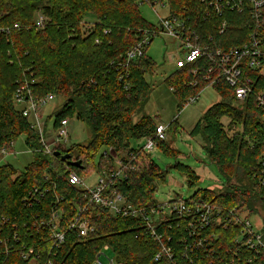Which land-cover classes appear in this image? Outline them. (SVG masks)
<instances>
[{"label": "trees", "instance_id": "trees-1", "mask_svg": "<svg viewBox=\"0 0 264 264\" xmlns=\"http://www.w3.org/2000/svg\"><path fill=\"white\" fill-rule=\"evenodd\" d=\"M144 1L16 0L9 13L0 15V149H10L18 136L26 134V143L34 154L23 172H17L10 162L0 163V264H25L22 254L29 246L39 250L44 259L49 258L51 264H93L106 244L125 264H264L263 253L255 252L251 262L245 250L238 249L237 255L231 242L234 232L218 225L213 227L222 237L215 241L208 227L203 229L197 221L191 227L185 219L173 216L157 227L159 237L155 239L141 218L112 214L91 201L87 189L68 180L70 170L81 176L94 169L112 172L117 169L115 157L127 162L140 157L141 168H123V174L113 178L111 190L116 189L136 207L150 209L158 205L154 198L156 182L165 178L166 172L150 153L141 155L139 148L130 145L132 138L155 135L159 123L149 115L133 121V114L150 92L145 74L155 68L147 54L154 36L143 54L132 60L127 57L156 28L139 10ZM147 1L167 3L170 14L192 20L202 36L207 32L205 27H210L215 44L228 46L238 41L233 31L219 35L212 27L215 20L208 24L203 21V5L198 0ZM10 3L2 0V11L7 9L2 5L9 7ZM37 13L46 18L42 25H38ZM89 13L96 19L86 32L83 22ZM242 23L236 22L235 28H242ZM209 66L210 61L201 58L178 67L166 78L180 98V109L190 96L209 85L205 79ZM195 69H199L197 74ZM217 80L212 87L221 100L203 113L190 133L202 136L209 159L227 182L225 188H202L192 197L216 207L240 205L252 212L264 206V114L254 97L237 101L224 78ZM25 84L36 97L48 93L67 96L54 113L55 127L64 118L88 124L91 139L66 149L81 166L40 150L39 133L15 101L18 88ZM263 84L264 80L259 86L256 83L255 89ZM177 130L173 120L168 131ZM157 145L178 157V151L165 139L158 140ZM102 150L96 162L94 158ZM106 150L108 156L104 154ZM173 166L186 175L190 187L200 180L191 166L180 161ZM237 168L244 171L247 184H230L229 176ZM55 213L65 233L60 245L50 239L48 222ZM76 217L86 219L94 230L81 236L69 225ZM164 246L170 247L174 257L166 256L157 262L155 256Z\"/></svg>", "mask_w": 264, "mask_h": 264}, {"label": "built area", "instance_id": "built-area-1", "mask_svg": "<svg viewBox=\"0 0 264 264\" xmlns=\"http://www.w3.org/2000/svg\"><path fill=\"white\" fill-rule=\"evenodd\" d=\"M198 1L203 5L201 10L203 21L208 24L209 21L215 20L216 26L212 27L217 30L219 35L233 31V35L238 36L237 42L228 46L215 44V35L210 27L205 25L207 32L205 36H202L192 20L169 13L165 18L160 17L159 24L156 25L154 31L149 32L134 50L127 53L128 59L132 60L137 55L143 54V49L150 43V38L155 37L160 32L165 33L177 42V52L173 56H175L179 67L194 64L201 58L208 59L210 66L205 75V79L209 82L207 86H212L218 81V77H222L233 88L237 101L244 102L254 97L257 107L264 114V84L259 90L255 89L256 83L259 86L264 80V0ZM157 4L164 5L165 3ZM40 18L45 20L43 15ZM239 20L243 22L242 28L237 29L235 25ZM87 22V20L83 22L86 32L94 25V21H91L92 24L89 25ZM198 71L199 69H195L194 73L197 74ZM201 92L190 96L184 103V107L195 102ZM55 97V93L36 97L29 84L19 87L15 94V101L18 105L27 103V105L19 106V108L23 115L29 119L31 127L39 133L42 144L40 150L50 154H54L56 148H61L62 153L68 152L66 149L69 146V124L72 119H62L60 124L55 127L54 132L56 133L53 140L49 142L46 138V133H48L46 124L42 121L41 115H38L41 106H35V104L37 101L41 104L45 103ZM168 127L169 124L158 123L155 135L148 136L146 143L139 148L141 155L152 151L157 146L158 140L166 139ZM4 149L6 148L1 150ZM104 154L109 155L107 150L104 151ZM139 161L140 157H133L128 162L121 157H115L117 169L112 172L106 169L100 171L96 177L97 181L92 186L87 185L86 179L74 170L68 172V180L73 185L87 189L91 201L108 209L112 214L141 218L155 239L159 237L157 236V227L174 216L176 220L185 219L191 227L196 221L203 229L208 227L215 241H219L222 235L215 231L214 225L223 229H232L234 235L231 236V242L235 247L236 254L238 255V249L245 250L247 252L246 258L250 262L253 261L255 252L264 254V230L255 227L251 220V214L246 207L237 205L221 208L204 199L198 200L190 196L187 198L177 197L164 203L158 202V205L146 209L134 206L116 189L111 190L113 178L121 176L123 168L132 167L134 170H139L141 168ZM59 218V214L55 213L48 222L50 239L56 245L62 244L65 239L64 230L58 223ZM69 225L70 228L78 229L81 236H85L94 230V227L86 219L79 217H76ZM27 248L22 254L25 264H51L49 258L44 259V255L35 247L29 246ZM110 250L108 244L104 245L93 264H125L115 256L109 257L107 252ZM213 250L216 252L215 248ZM103 255L109 259L108 263L103 261ZM166 256L173 258L174 254L170 247L164 246L155 256V260L160 262Z\"/></svg>", "mask_w": 264, "mask_h": 264}, {"label": "rangeland", "instance_id": "rangeland-1", "mask_svg": "<svg viewBox=\"0 0 264 264\" xmlns=\"http://www.w3.org/2000/svg\"><path fill=\"white\" fill-rule=\"evenodd\" d=\"M1 1L2 0H0V15L9 13L13 9V4H17L15 2L16 0H5V2L10 1L11 3L9 7L3 4L2 6L7 9L6 11H2L3 7L1 8ZM25 4L26 2L23 5ZM139 10L148 22L156 26L159 24L160 17L165 18L169 14L170 8L167 3L164 5L157 3L151 4L146 0L141 2ZM37 16L38 25H42L43 20L40 18L42 14L37 13ZM95 19L96 17L93 13L87 14L84 18V20L88 21L87 25L92 24L90 22L95 21ZM176 52L177 42L174 38L162 32L154 37L149 48H147V54L154 61L155 68L153 70L150 69V71L145 74V78L150 85V92L141 106L133 114L134 122H137L144 115H149L152 116L155 121L167 125L175 120L178 126L176 132L167 130L165 139L171 147L178 151V157L165 153L158 145L149 152L152 159L166 172L165 178L159 180L158 183L156 182L157 189L154 192V198L160 203L171 201L177 197H190L202 188L222 189L225 188L227 182L224 174L219 170L217 165L209 159L202 142V136L199 134L193 136L190 133L203 113L211 105L220 101L221 97L214 87L207 86L202 90L195 102L187 104L184 108L180 109V98L166 82V78L179 67L176 58H174L175 56H173ZM66 100L67 96L65 94L58 93L54 99L47 100L42 104L37 101L35 104V106H41L38 110V115H41L42 121L46 124V131L48 132L46 133V138L49 142L53 140L56 133L54 132V113ZM25 105H27V103L17 104L18 107ZM69 128L68 145L85 144L92 137L88 124L81 120L73 118L70 120ZM26 138V134H21L12 143L10 149L6 148L1 150V148L0 163L10 162L17 168V172H23L34 158L32 149L26 143ZM146 141L147 137L132 138L130 145L132 148H140ZM102 152L103 150L95 156L94 160L96 162L99 161ZM177 161L185 163L197 171L200 180L196 185L190 187L186 175L173 166ZM99 172L97 169H94L90 173L86 172L84 176L82 175L86 179L87 185H94L97 181L96 177ZM229 180L230 184L235 186L248 183L244 171L240 172L239 168L231 172ZM248 212L251 214V220L255 227L263 230L264 206L259 205L258 208L252 210V212L250 210ZM107 253L109 257H114L111 250ZM102 259L105 263L109 261L105 255H103Z\"/></svg>", "mask_w": 264, "mask_h": 264}, {"label": "water", "instance_id": "water-1", "mask_svg": "<svg viewBox=\"0 0 264 264\" xmlns=\"http://www.w3.org/2000/svg\"><path fill=\"white\" fill-rule=\"evenodd\" d=\"M54 155L60 157V159L62 161L68 162L70 165H73V166H81V162L80 161H77V160H73L71 158L72 155L69 152L62 153L60 150H56L54 152Z\"/></svg>", "mask_w": 264, "mask_h": 264}]
</instances>
